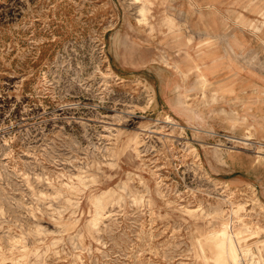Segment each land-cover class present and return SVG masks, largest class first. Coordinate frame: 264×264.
Instances as JSON below:
<instances>
[{
	"label": "rangeland",
	"instance_id": "rangeland-1",
	"mask_svg": "<svg viewBox=\"0 0 264 264\" xmlns=\"http://www.w3.org/2000/svg\"><path fill=\"white\" fill-rule=\"evenodd\" d=\"M0 264H264V0H0Z\"/></svg>",
	"mask_w": 264,
	"mask_h": 264
},
{
	"label": "bare ground",
	"instance_id": "bare-ground-1",
	"mask_svg": "<svg viewBox=\"0 0 264 264\" xmlns=\"http://www.w3.org/2000/svg\"><path fill=\"white\" fill-rule=\"evenodd\" d=\"M137 1V0H136ZM171 121V120H170ZM168 123H170V124H174V122L173 121H171V122H168ZM136 140H137V144H139L140 143V137L139 136H137L136 137ZM97 214V213H96Z\"/></svg>",
	"mask_w": 264,
	"mask_h": 264
},
{
	"label": "crops",
	"instance_id": "crops-1",
	"mask_svg": "<svg viewBox=\"0 0 264 264\" xmlns=\"http://www.w3.org/2000/svg\"><path fill=\"white\" fill-rule=\"evenodd\" d=\"M200 80V79H199Z\"/></svg>",
	"mask_w": 264,
	"mask_h": 264
}]
</instances>
